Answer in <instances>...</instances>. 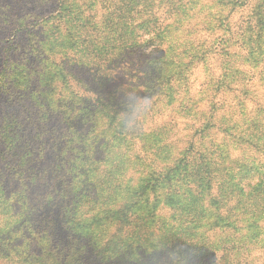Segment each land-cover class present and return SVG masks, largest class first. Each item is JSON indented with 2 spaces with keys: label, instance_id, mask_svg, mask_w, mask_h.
I'll list each match as a JSON object with an SVG mask.
<instances>
[{
  "label": "trees",
  "instance_id": "trees-1",
  "mask_svg": "<svg viewBox=\"0 0 264 264\" xmlns=\"http://www.w3.org/2000/svg\"><path fill=\"white\" fill-rule=\"evenodd\" d=\"M73 2L60 0L53 23L59 35L62 23L67 33L76 28L61 14ZM124 7L100 0L94 22L78 25L81 33L71 34L65 53L73 68L53 60L46 72L35 56L23 73L14 58L21 22L40 17L44 32L50 19L34 10L19 14L0 0V264H47L44 252L54 264H66L72 245L84 253L76 263L85 264L84 240L94 256L106 249L107 261L119 264H250L251 253L264 252V65L242 69L243 54L216 50L220 73L212 75L203 97L191 96L183 115L191 125L177 141L165 126H146L154 106L160 108L157 99L128 102L135 113L129 150L118 152L120 162L107 161L104 129L95 122L106 104L86 105L90 95L104 99L112 65L143 46L129 31L137 20L128 11L138 4ZM135 12L147 15L141 28L161 22L149 4ZM35 23L25 30L37 41ZM226 26L232 31L230 22ZM177 31L185 67L193 70L211 50L193 22ZM85 68L93 81L77 74ZM186 87L190 93L189 82ZM229 95L235 104H220ZM142 166L152 172L142 175Z\"/></svg>",
  "mask_w": 264,
  "mask_h": 264
},
{
  "label": "rangeland",
  "instance_id": "rangeland-1",
  "mask_svg": "<svg viewBox=\"0 0 264 264\" xmlns=\"http://www.w3.org/2000/svg\"><path fill=\"white\" fill-rule=\"evenodd\" d=\"M5 1L12 4L19 14L22 13L23 9L26 11L34 10L42 14L41 16L45 20L50 19L46 23L44 32H39L40 25L44 24L40 17L34 16L31 20L26 17L21 22V30L17 32L18 36L16 37V45H18L19 51L14 58L15 63L20 66V72L23 73L30 69V60L35 56L41 58L39 65L45 66L46 72L52 68L51 62L53 60L64 62L69 68H73V65L66 62L69 61L65 55L69 51L66 50V47L69 46L68 40L71 34L81 33L82 28L78 26L79 24L84 23V21L92 24L97 17L96 14L100 12L98 9L100 0H74L72 3L73 7L70 10H67L69 7L63 6V12L61 13L64 15L63 19L68 21L75 20L76 28L72 27L70 33H67L62 23V29H60L62 34L59 35L56 33L57 29L53 26V23L59 19L57 14L61 11L60 0ZM113 1L119 2L120 5L126 7L129 4H138L136 9L133 7L135 10L149 4L153 11L156 12V16L161 18V22L157 28H146L147 26L141 28L139 27V22L147 18V15L138 16L135 10L133 13L128 11L129 16L137 20L129 27V31L134 33L137 42H142L143 46L139 45V47L128 51L120 61L112 65L114 69L110 73L112 74V80L103 89L102 96H104V99L95 100L94 98L96 97L90 95L92 99L88 100L86 105L89 109H94L98 104H106L104 112L95 115V122L97 127L104 129L102 138L104 146L107 148V161L112 163L120 162L121 155L118 152L129 150L130 143L128 140L130 136H127V131L133 125L130 117L135 116V113L131 114L128 102L136 99L138 100L137 104L142 102L144 105L147 102H152L151 100L157 99L160 108L158 110L157 106H154L155 110L151 113L153 114V122L146 124V126L150 128L165 126V128L170 129L172 140L177 141L181 132H186L185 128L191 125L183 116L184 114L187 115V110L191 109H187L191 106V96L203 97L205 90L208 89L210 80H212V75L216 76L220 73L222 56L218 55L216 50L227 47L232 52L243 54L244 64L243 67H239L242 69L256 71L255 69L259 65H264V0ZM172 3L173 5L171 6ZM126 7L124 9H127ZM52 17H55V20ZM36 19L37 23L35 24L37 27L34 30L38 34L37 41L27 35L25 30L27 27L30 28L31 25L29 23ZM190 21L200 29L201 32L199 34L203 37L201 39L203 45H208L211 50L210 53H207L204 62L198 64L193 70L185 67L188 59L184 52L181 53V45L178 43L179 38L176 35L178 27L185 23L188 24ZM228 22L232 26V31H228L229 29L226 26ZM89 30L92 33H96V28L92 29L89 27ZM237 30L244 34L242 38L239 37ZM162 39H165V41ZM238 39H240V42H237ZM161 41H163L162 45L159 44ZM203 49L204 47L200 50ZM67 56L69 57V55ZM238 57L236 56L230 60H236ZM152 60H155L154 64ZM229 63L228 66H230ZM239 63L241 61L237 60L234 62L235 68H238L237 65ZM76 72L87 81L93 78L87 68L76 70ZM41 77L39 76V80ZM188 82L190 93L186 90ZM40 84L33 86V89L36 90L33 94L35 99L39 98ZM91 86H94V84L92 83ZM131 87L132 89L129 90L128 88ZM223 101L228 106H233L236 100L232 95H229L222 99L219 98L220 104ZM147 109L149 110V108ZM42 110H45L44 106L38 108V111L41 112ZM223 110L225 109L221 110L222 113H224ZM83 112L85 111L82 110L80 114H83ZM140 169L142 170V175L146 171L152 172V170L144 166ZM121 196L123 199L127 198L128 201L131 198L130 195ZM85 235L86 233L82 232V236L84 237ZM83 242L89 245L88 253L84 257L85 264H119V260L107 261L110 253L106 249H104L105 251L102 250L98 256H94L90 249L92 248L91 242L89 243L88 240ZM41 245L42 243L39 247ZM150 246L152 247V245ZM43 254L44 258L49 259L47 264H54L51 256H48L45 252ZM82 254H84L83 251H77L76 246L72 245L66 264H77L76 261L81 258ZM150 255L151 253H146L145 256ZM256 255L257 259L254 257ZM263 255L264 252L261 250L251 253L250 264H264ZM58 256L61 257V255ZM243 264H245V261H243Z\"/></svg>",
  "mask_w": 264,
  "mask_h": 264
}]
</instances>
